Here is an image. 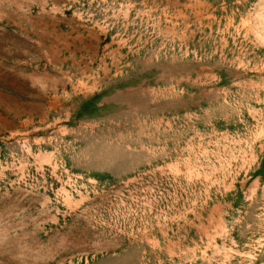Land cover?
Listing matches in <instances>:
<instances>
[{
    "label": "rangeland",
    "instance_id": "obj_1",
    "mask_svg": "<svg viewBox=\"0 0 264 264\" xmlns=\"http://www.w3.org/2000/svg\"><path fill=\"white\" fill-rule=\"evenodd\" d=\"M0 264H264V0H0Z\"/></svg>",
    "mask_w": 264,
    "mask_h": 264
}]
</instances>
